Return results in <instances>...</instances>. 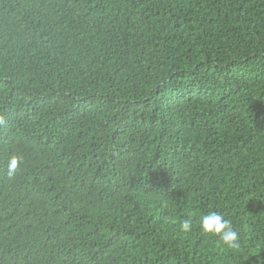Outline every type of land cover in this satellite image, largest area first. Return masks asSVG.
I'll use <instances>...</instances> for the list:
<instances>
[{
	"label": "trees",
	"instance_id": "16d2710c",
	"mask_svg": "<svg viewBox=\"0 0 264 264\" xmlns=\"http://www.w3.org/2000/svg\"><path fill=\"white\" fill-rule=\"evenodd\" d=\"M0 264H264V0H0Z\"/></svg>",
	"mask_w": 264,
	"mask_h": 264
},
{
	"label": "clouds",
	"instance_id": "9594fccd",
	"mask_svg": "<svg viewBox=\"0 0 264 264\" xmlns=\"http://www.w3.org/2000/svg\"><path fill=\"white\" fill-rule=\"evenodd\" d=\"M20 158L12 156L7 166V174L11 178L18 167ZM193 227L191 215L180 222V230L190 232ZM199 227L206 235H212L219 238V241L228 249L239 251L241 249V236L231 221L218 211H209L202 214L199 218Z\"/></svg>",
	"mask_w": 264,
	"mask_h": 264
}]
</instances>
